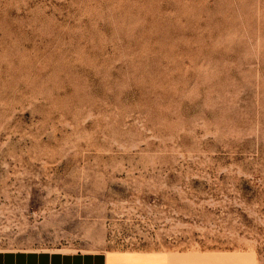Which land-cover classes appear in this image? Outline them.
I'll return each instance as SVG.
<instances>
[{
    "label": "rangeland",
    "instance_id": "374dc122",
    "mask_svg": "<svg viewBox=\"0 0 264 264\" xmlns=\"http://www.w3.org/2000/svg\"><path fill=\"white\" fill-rule=\"evenodd\" d=\"M0 249L264 264V0H0Z\"/></svg>",
    "mask_w": 264,
    "mask_h": 264
},
{
    "label": "crops",
    "instance_id": "0c3cea01",
    "mask_svg": "<svg viewBox=\"0 0 264 264\" xmlns=\"http://www.w3.org/2000/svg\"><path fill=\"white\" fill-rule=\"evenodd\" d=\"M0 264H106L104 254L0 249Z\"/></svg>",
    "mask_w": 264,
    "mask_h": 264
}]
</instances>
